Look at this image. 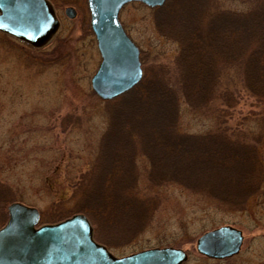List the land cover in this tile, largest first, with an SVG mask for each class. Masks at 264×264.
Instances as JSON below:
<instances>
[{
  "label": "rangeland",
  "instance_id": "1",
  "mask_svg": "<svg viewBox=\"0 0 264 264\" xmlns=\"http://www.w3.org/2000/svg\"><path fill=\"white\" fill-rule=\"evenodd\" d=\"M49 1L60 26L45 46L33 49L0 35V176L27 185L20 188L25 202L6 203L0 195V228L9 205L27 202L42 214L40 226L84 215L94 240L114 257L173 247L186 252L184 264H264V0L126 5L119 21L140 50L143 75L109 101L90 89L100 58L85 0ZM66 7L77 12L74 19L65 16ZM205 17L216 27L206 29L210 40L199 54L206 60L229 50L233 57L230 63L215 60L211 75L198 80L185 77L187 52L180 59L175 50ZM165 100L167 107L156 108ZM178 133L192 143H176ZM211 135L235 147L231 153L241 146L255 151L251 196L221 197V190L249 179L239 161L217 162L220 144L200 150V141L191 138ZM98 153L105 161L95 164ZM203 165L217 176L201 178ZM232 167L241 172L227 175ZM86 172L93 176L90 184L101 185V209L82 210L80 194L52 206L43 183L65 199L69 182ZM221 226L242 233L240 252L224 261L203 258L195 250L197 238Z\"/></svg>",
  "mask_w": 264,
  "mask_h": 264
},
{
  "label": "water",
  "instance_id": "2",
  "mask_svg": "<svg viewBox=\"0 0 264 264\" xmlns=\"http://www.w3.org/2000/svg\"><path fill=\"white\" fill-rule=\"evenodd\" d=\"M139 2L153 9L165 0H85L100 58L90 89L102 101L114 100L142 77L140 50L119 22L120 11ZM76 13L72 7L64 9L70 20ZM55 14L48 0H0V33L31 48H42L58 30ZM39 220L35 208L20 203L7 207V221L0 228V264H183L186 260V253L173 247L114 257L93 239L90 223L82 214L51 225L39 226ZM242 240L239 230L221 226L200 235L195 250L207 259L224 260L239 252Z\"/></svg>",
  "mask_w": 264,
  "mask_h": 264
},
{
  "label": "trees",
  "instance_id": "3",
  "mask_svg": "<svg viewBox=\"0 0 264 264\" xmlns=\"http://www.w3.org/2000/svg\"><path fill=\"white\" fill-rule=\"evenodd\" d=\"M210 19H208L206 17L201 19V22L199 24H197L196 30L195 31L193 30L191 32V35L189 37H187L186 41L183 43V46L178 47L177 50H175L176 55L179 53L180 59H183V57L186 55L185 52H187V60H184V59L182 60L185 62H184L183 68L181 69L184 72L185 77L188 75V76H191V77L196 78L198 80L205 79L211 75L215 60L219 59V60H223L224 62H227V63H230V61L232 60L233 56L230 54L229 50H223L219 54L218 53L215 54V52L214 53L210 52L212 54H208V58L206 60H205V58L207 55H204V57H203L202 53L199 54L198 48H200L201 44H204L207 40H210L209 39L210 36H208L206 34V31H207L206 29L209 27H212L211 25H215V27H216V23L210 24V21H211ZM206 23H208L209 26ZM192 33H194V34H192ZM260 35L263 36L262 40L260 42V46L262 47L264 45V32ZM206 53H209V52H206ZM212 55H213V57H212ZM189 56L191 57L190 59H189ZM262 60H263L262 62L264 64V55H263ZM180 84L183 87V85H184L183 82H180ZM248 91L252 92L251 89H249ZM164 102L162 104H160L159 106H157L156 108H159L161 110L164 107H167V105H166L167 101L165 100ZM177 131H178V129H177ZM175 137L177 138L176 143H179L181 146L185 145V141H187V140H188V142L192 143L190 141V139L186 138V136L184 134L182 135V134L178 133ZM189 137H191V136H189ZM191 138H193L194 142H196L197 140L200 141L198 143L199 145L197 146L200 150H202L206 144H207V146H208V144L210 146L212 144H215V143L220 144V145H217V147H216L217 153H216L215 158H216L217 162L223 164L224 161H229V159L232 160V158L235 159L236 161H239L240 166L239 165L238 166L241 167V170L244 171L243 176H245L249 179V181L245 179L242 182V184L238 185V188L233 187L232 189L227 188V190H225V191L221 190V195H223V196L220 195L221 197L227 198V196H229V198L234 200V199H238V197H241V195H242V197L245 196L244 199H246V197L251 196L253 194V193H250V191L254 192L256 190L254 183H255V180L257 178L255 171H254V169L256 170L257 166L251 162L252 160L253 161L256 160V153L254 150L247 151L244 149L245 146H241L242 149L238 150L236 152L238 154L235 155L236 153L234 154V153L230 152V151L234 150L235 147H229L228 143L224 142L222 139H218V140L214 141V139H212L213 138L212 135L208 136V137L207 136L204 137L205 140H202V139H204L203 137H191ZM239 147H240V145L238 146V148ZM181 151L183 152V150H181ZM185 151L186 150H184V152L181 154L182 155L185 154ZM214 154H215V152L213 153L212 156H214ZM100 156H101V153L96 154V156H95L96 157V163L95 164H99L101 161L102 162L105 161V160H103L102 156H101L102 157V160H101ZM242 157H246V158L244 159ZM250 159H251V161H250ZM212 161L213 160H211V163H212ZM231 162H233V160ZM202 168H203V171L201 169H199V172L203 173V176H202V174H200L201 178L209 177L212 179V177L217 176L216 172L213 171L214 173L212 174L211 171L209 170L210 168L208 167L209 169H207L206 165H203ZM206 170H208V171H206ZM237 170H238V167H236V168L232 167V168L226 170V174L227 175H235V174H237L238 171L241 172V170H238V171ZM92 171L93 170H91V173H92ZM184 172H186V171H183L181 173H183L185 175ZM91 173L89 175V173L86 172L85 174H80L79 176L74 177L72 179L73 181L69 182L70 185H68L69 190H70V195L65 199H56L55 194L52 191V188L50 185L43 183L41 188L45 189V191L48 193V195L50 197L51 196L53 197V198L49 199L52 206H56L57 204H61L62 202L66 201V200H71V198H73L72 196L74 194H80V197H82L81 200H83V205H82L81 209L85 210V211H88L90 209L91 211L95 212L98 210V208L101 209V206H103V204H105L106 202L103 201L104 199H103V197H101L102 193L99 194V192H100L99 188H101V185L97 184V183L90 184V181H88L93 177ZM220 174H223V171H220ZM196 177H199V176H196ZM209 178H206V179H209ZM182 179H184V177H182ZM183 181L184 180H181L180 182H183ZM184 184L186 185V183H184ZM189 184L190 183H188V185ZM25 186L27 187V185H25V183L20 181V180L19 181H17V179L16 180L15 179L4 180V178H2V176H0V195L2 196L3 200H6L5 201L6 203L11 202V201H16V200L19 202H25L26 199L23 196L26 193H24L20 189V188H24ZM102 188H103V185H102ZM220 189L221 188H219V190ZM81 194H82V196H81ZM242 197H241V199H242ZM227 201H228V198H227ZM25 204H26V206L29 205L27 202ZM37 210L39 212V209H37ZM79 210H80V208L78 209V211ZM59 214H62V213H59ZM70 215H72V213ZM41 216H42V214L40 213V217ZM68 216L69 215H67L64 219L68 218ZM5 218H6V215H5ZM59 221H61V220L59 219ZM59 221H55L53 223H57Z\"/></svg>",
  "mask_w": 264,
  "mask_h": 264
},
{
  "label": "bare ground",
  "instance_id": "4",
  "mask_svg": "<svg viewBox=\"0 0 264 264\" xmlns=\"http://www.w3.org/2000/svg\"><path fill=\"white\" fill-rule=\"evenodd\" d=\"M166 1V0H165ZM165 3V2H164ZM132 4V3H131ZM139 4H140V2H139ZM129 5V4H128ZM142 5V4H141ZM153 9H156V8H153Z\"/></svg>",
  "mask_w": 264,
  "mask_h": 264
},
{
  "label": "flooded vegetation",
  "instance_id": "5",
  "mask_svg": "<svg viewBox=\"0 0 264 264\" xmlns=\"http://www.w3.org/2000/svg\"><path fill=\"white\" fill-rule=\"evenodd\" d=\"M138 48V47H137ZM139 50V49H138ZM140 64H141V62H140ZM142 69V68H141ZM143 74V73H142ZM215 261V260H214Z\"/></svg>",
  "mask_w": 264,
  "mask_h": 264
}]
</instances>
